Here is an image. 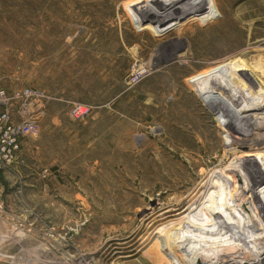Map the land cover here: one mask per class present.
Here are the masks:
<instances>
[{"label":"rangeland","instance_id":"1","mask_svg":"<svg viewBox=\"0 0 264 264\" xmlns=\"http://www.w3.org/2000/svg\"><path fill=\"white\" fill-rule=\"evenodd\" d=\"M237 54L264 89V0H0V87L45 93L0 167V264H195L147 235L159 213L218 169L264 200Z\"/></svg>","mask_w":264,"mask_h":264},{"label":"bare ground","instance_id":"2","mask_svg":"<svg viewBox=\"0 0 264 264\" xmlns=\"http://www.w3.org/2000/svg\"><path fill=\"white\" fill-rule=\"evenodd\" d=\"M234 63L241 66L239 69H242V74L239 80L241 79L246 90L244 97L241 96L244 109L239 124V130L244 132L246 128L255 129L264 119V89L250 72L248 63L242 56H233L232 65ZM234 70L235 80L238 81V68L234 67ZM252 70L257 75V69L252 67ZM250 84L258 85V90L252 92ZM250 96L251 106L248 101ZM257 96H260L259 100H254ZM263 147L252 149V152H264L259 150ZM250 153L247 151L244 154ZM237 178H240L241 182L237 181ZM246 182L245 173L236 175L229 170L214 171L211 177L205 178L192 199L190 198L185 213L181 214L180 207L168 208L159 213L147 229V235H154L151 234L153 230L156 231L155 234L160 233V236L164 232V251L168 252L166 255L170 256L175 250L180 251L186 255L188 263L202 264V260L198 258L203 256L202 259L207 260L209 264H220L225 256L232 254L242 262L264 264V200L260 197L259 189L255 191V188L248 187L243 191ZM214 187L219 190L212 191ZM207 207L213 209L207 210ZM172 216L180 217L175 221ZM249 236L253 238L248 241L246 238ZM147 240L146 242L150 241L149 237ZM198 249H203L204 252H195Z\"/></svg>","mask_w":264,"mask_h":264},{"label":"built area","instance_id":"3","mask_svg":"<svg viewBox=\"0 0 264 264\" xmlns=\"http://www.w3.org/2000/svg\"><path fill=\"white\" fill-rule=\"evenodd\" d=\"M43 99L45 93L30 87L14 92L0 87V167L15 163L23 142L38 135L39 124L29 110L33 104L40 108Z\"/></svg>","mask_w":264,"mask_h":264}]
</instances>
